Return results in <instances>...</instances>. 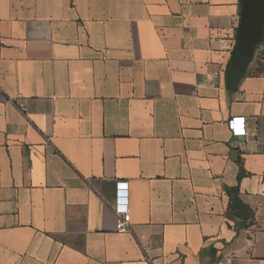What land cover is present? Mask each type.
Returning a JSON list of instances; mask_svg holds the SVG:
<instances>
[{
	"label": "crops",
	"instance_id": "obj_1",
	"mask_svg": "<svg viewBox=\"0 0 264 264\" xmlns=\"http://www.w3.org/2000/svg\"><path fill=\"white\" fill-rule=\"evenodd\" d=\"M241 10L0 0V264H264V41L226 84Z\"/></svg>",
	"mask_w": 264,
	"mask_h": 264
},
{
	"label": "trees",
	"instance_id": "obj_2",
	"mask_svg": "<svg viewBox=\"0 0 264 264\" xmlns=\"http://www.w3.org/2000/svg\"><path fill=\"white\" fill-rule=\"evenodd\" d=\"M264 41V28L262 32V38L260 43L254 46V52L256 48ZM252 55L247 54L244 48H241L238 42L236 43L233 51L231 60L226 70V84L229 90L236 89L238 80L246 74V71L253 59ZM244 175V171L240 170L238 179ZM226 194L229 197V205L227 210V216L229 218H237L240 220L238 223L240 227H246L247 224L251 223L254 219V214L240 198V191L238 186L233 188H227Z\"/></svg>",
	"mask_w": 264,
	"mask_h": 264
},
{
	"label": "water",
	"instance_id": "obj_3",
	"mask_svg": "<svg viewBox=\"0 0 264 264\" xmlns=\"http://www.w3.org/2000/svg\"><path fill=\"white\" fill-rule=\"evenodd\" d=\"M241 22L237 42L247 54L254 53V46L260 43L264 28V0H241Z\"/></svg>",
	"mask_w": 264,
	"mask_h": 264
},
{
	"label": "built area",
	"instance_id": "obj_4",
	"mask_svg": "<svg viewBox=\"0 0 264 264\" xmlns=\"http://www.w3.org/2000/svg\"><path fill=\"white\" fill-rule=\"evenodd\" d=\"M17 106L21 112H27V108L23 103L18 102ZM128 185L127 182H118L116 184V199L113 209L118 217L116 222V232L119 234L127 233L130 229L131 214L128 206ZM223 264H231V259H227Z\"/></svg>",
	"mask_w": 264,
	"mask_h": 264
}]
</instances>
